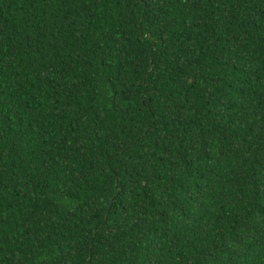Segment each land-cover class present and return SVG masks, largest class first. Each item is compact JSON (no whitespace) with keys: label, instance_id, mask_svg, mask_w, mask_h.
Segmentation results:
<instances>
[{"label":"trees","instance_id":"obj_1","mask_svg":"<svg viewBox=\"0 0 264 264\" xmlns=\"http://www.w3.org/2000/svg\"><path fill=\"white\" fill-rule=\"evenodd\" d=\"M0 264H264V0H0Z\"/></svg>","mask_w":264,"mask_h":264}]
</instances>
